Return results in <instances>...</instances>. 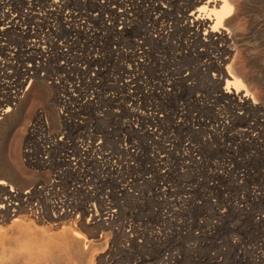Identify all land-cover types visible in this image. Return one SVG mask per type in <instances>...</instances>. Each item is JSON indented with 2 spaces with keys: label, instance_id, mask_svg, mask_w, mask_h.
I'll return each instance as SVG.
<instances>
[{
  "label": "rangeland",
  "instance_id": "rangeland-1",
  "mask_svg": "<svg viewBox=\"0 0 264 264\" xmlns=\"http://www.w3.org/2000/svg\"><path fill=\"white\" fill-rule=\"evenodd\" d=\"M92 0L88 1L87 10L89 13H94L98 10L100 6V1L104 0ZM157 2L149 0L147 3L143 0H127L124 2L130 10L129 19L127 17L129 28L126 34L117 35L116 32H120L121 27L119 21H116L114 26L113 14L108 11L103 13L109 19L110 25H113L112 29L109 30L110 25H105L107 30L102 29L105 33L102 40H97V45L101 44L100 63H96L97 68L101 70L100 77L102 84L101 93L102 100L100 103V110L105 111V113H119L121 119H125L128 116L129 100L131 101L132 95H135V99H140V102L145 101L149 106H156L158 112L154 113L157 120L162 123L157 126L159 136H151L139 131L135 135V140L142 143L144 150V156H142V164L139 166L138 170L142 173H146V176H150L151 179L145 185V190L147 193H151L154 185H158L159 177L164 171L170 173V177L166 185L171 184L172 177L174 174L178 175L173 185L176 189L181 191L184 189L193 188L198 194L193 200L187 201L181 198L182 202L174 200L172 202H166L155 197H146L141 202L144 205L127 204L126 201L118 200L115 197H109V188L104 189L102 193V198L106 199V203L111 207L113 203H117L118 206L124 203L126 208L118 209L121 218L116 221V228L122 222L131 223L133 225H147V232L145 236L148 237L149 229H155L164 222L165 217H170L167 224H177L181 226V231L178 232L179 236L175 233V250H171V253L177 261L176 264H200L201 260H205L208 256L215 257L216 264H254L259 261L260 257H264V225L259 223L255 215H245L241 209L237 207L242 206L239 203V199L235 200V196L230 194L228 196L218 184V179L224 178L225 171L222 167V161L227 157L226 146L219 145L216 139L219 140V130L217 129L218 123L227 118L235 121L233 132L231 135L234 136V140L225 141L226 145L230 148H235L237 151V156L239 161H243L249 165L252 173L247 175V179L242 183L243 190L240 193L243 195L246 201H252V210H263L264 211V145H262L261 140L251 132L248 137L239 135L238 130L243 129L248 125H252L256 122L261 123L264 119L263 110L255 114L247 113L245 110L241 109L237 105H232L228 101L221 98H217L219 93L213 85H206L203 81L206 78H210L211 72L199 71L192 66V63L197 64L198 62H203L206 58L201 57L198 59L185 58L184 61L177 60L173 61L171 55L177 52L176 45L178 40L183 41L185 37L182 35L178 36L173 33V26L170 23L159 24L162 29V33L167 31H172L171 38L167 41H158L157 38L151 37L150 40H146V47L148 51V59L151 61L152 65L149 68L148 75L156 77L157 75H163L166 65L173 68V64L177 63L175 72L173 75L169 76V79H174L175 85L168 86L165 79L161 81L152 79L149 77V82L143 79L136 80V90L133 89V84H128V87L124 86V79L130 80L131 78H126L125 76L131 75L129 72V67L131 63V56L133 53H137V50L132 47V41L141 36L146 30L142 25V17L146 14L147 9L150 5H154ZM117 4V3H116ZM254 14L256 13L255 5L252 4ZM116 11V10H115ZM247 18V17H246ZM248 19V18H247ZM91 25L101 31L102 25L96 17L95 21H89ZM150 27V32H146L152 35L151 23H147ZM172 27V28H171ZM115 30V31H114ZM248 34V33H247ZM148 38V34H146ZM248 44L256 49L260 54H262L264 59V33L255 30L252 33V37L248 34ZM0 42H5L1 40ZM80 45V43H79ZM121 48V53L115 56V52L112 53L113 48L116 46ZM12 51H13V46ZM94 47V46H93ZM19 47L15 48L18 49ZM23 48V47H21ZM90 47H88L89 49ZM116 57L117 60H116ZM37 59L33 60V64ZM15 60H11V67H8L7 71L10 72L9 79L16 77V72L14 67L17 66ZM60 62V61H59ZM59 62L54 63L50 60L48 69L45 72H51L52 70L57 71ZM173 62V63H172ZM175 62V63H174ZM26 64H31V62H26ZM19 70H22L19 68ZM180 70L184 72L179 73ZM189 72L187 76V81L181 83L178 80L184 76L185 73ZM178 74V75H177ZM120 76L122 87H117L114 85L112 80L114 77ZM112 77V78H110ZM154 83V84H152ZM46 86H48L45 83ZM132 86V88L130 87ZM167 85V86H166ZM173 86V87H172ZM50 88V87H49ZM174 89L175 93L172 94L167 89ZM165 91V94L163 93ZM254 91L262 92L264 94V73L262 76L261 87L256 88ZM145 97H142L143 94ZM110 95L114 100L109 101L105 98V95ZM51 95H54L53 89H51ZM26 103L22 111L20 118L21 127L12 132V135L8 141H6L5 149L3 151L4 160L13 168L17 173L19 180L28 182L36 180L35 174L24 167L20 160V148L24 135V127L33 118L34 112L37 108L42 107V100L40 99L39 89L36 82H31L27 92ZM258 107L264 109V100L258 97L257 100ZM151 113V111H149ZM103 113V112H102ZM161 117V119H159ZM217 119L218 122H217ZM221 120V121H220ZM107 123V128L109 126H116L118 131L123 130L124 127L120 126V121L109 119L104 116V120L100 122V126L104 128ZM179 126V128H178ZM182 127V129L180 128ZM129 129V128H128ZM11 132V131H10ZM186 134V135H185ZM130 131L128 132L129 139ZM192 142L193 145L199 147L202 156L204 157V164L195 166L191 162L190 151L184 149L186 142H182L185 136ZM168 140H173V146H170ZM149 147V148H148ZM117 153V150L115 149ZM155 153L159 156L164 155L165 161L163 163H157L158 159L155 158ZM123 159V158H122ZM159 164V165H158ZM117 166V164H116ZM230 166V165H229ZM235 164H233L234 168ZM234 172H236L234 170ZM209 176V178H207ZM222 176V177H221ZM112 177H115L112 175ZM40 180L33 182L26 187L21 189H26L29 186L42 182L46 180L45 175L38 177ZM217 179V180H216ZM216 182L219 188L212 187L211 192L209 191V186ZM233 179L228 183L230 188L233 189ZM14 187L15 184H12ZM91 188V187H90ZM108 193L107 195L105 193ZM212 193V194H210ZM107 197V198H104ZM118 200V201H116ZM124 200H127L124 198ZM182 204V207H181ZM184 204V205H183ZM217 205L210 210V205ZM140 206V207H136ZM166 208L169 211L165 213ZM177 211H174V210ZM96 211L100 213L101 209L96 208ZM219 214L222 217H219ZM24 224H28L35 228L38 234L41 230H48L50 238L48 240L40 237L38 234H30L27 237H19L18 230L19 226L8 225V223L1 224L2 230L5 231V236L2 239V244L5 247L12 246L16 243H25L28 245H39L45 242L57 243L58 235L61 232L60 227L65 226V229L76 230L79 232L84 239H79L80 245L86 244H101L102 246L112 247V252L110 257L115 259L116 264H147L144 257H149V254H144L141 249H129L128 251L121 246L122 241L125 240L121 237L113 236L109 234V231L101 232L102 238H97V231L91 230L89 228H84V218L81 219L79 223L75 225L71 222L65 223H44L31 221L29 219H23ZM200 224L201 227L214 226L212 229L213 237L207 243L199 242L197 247L193 248V237L195 230H193L194 224ZM23 226V225H22ZM19 227V228H18ZM99 234V233H98ZM163 235V232H160ZM96 238V239H95ZM94 239L95 241H91ZM98 239V240H97ZM90 240V241H86ZM161 252L159 249H153L150 256H155L157 253ZM208 255V256H207ZM100 256V255H99ZM105 257V256H104ZM139 258V259H138ZM214 260V259H213ZM158 263V261L156 262Z\"/></svg>",
  "mask_w": 264,
  "mask_h": 264
},
{
  "label": "bare ground",
  "instance_id": "bare-ground-1",
  "mask_svg": "<svg viewBox=\"0 0 264 264\" xmlns=\"http://www.w3.org/2000/svg\"><path fill=\"white\" fill-rule=\"evenodd\" d=\"M143 1L149 2V0ZM153 1L157 3L150 5L146 14L142 17V25L146 28L144 36L143 34L137 36L132 41V47L137 50V53H133L131 56L132 60L128 69L131 73L130 82L133 84V89H137L136 80L147 76V69L149 70L152 65L148 59L145 39L150 40L153 37L162 42L173 37L172 31L162 33V29H156L161 28L159 24L169 22L173 26V33L185 37L183 41L178 40L177 44H173L174 47L176 45L177 50L171 55L173 61H184L185 58H190L191 60L192 58H206L203 62L192 63V66L199 71L211 72L210 78H206L203 82L206 85L216 87L219 93L217 98L226 100L232 105H237L247 113L255 114L262 110L264 112V109L258 107L257 103L258 97L264 100V94L254 91L256 88L261 87L262 84L264 59L262 54L248 44V34L252 37V33L255 30L264 33V0ZM113 3H117L120 8L119 13L122 15L125 11L122 10V0H114ZM252 4L255 5V14ZM80 6V0H25L24 2L0 0V41H5L3 43L0 42V56L5 58L3 67L9 66L11 60L16 61L15 63L18 66L14 67L16 72L15 87L19 88L27 79L36 82L40 99L42 100V108L47 110L53 121L56 120L54 97L51 95V88L45 85L43 79L37 77V71L41 66H35L33 60L35 59L34 56H40L44 59L46 57L50 58L46 53L44 55L42 50L40 51V49L50 47L52 42L49 40L50 36L58 42L65 43L69 40L70 32H75V35L78 34L75 23L77 19H82L83 17V14L80 13ZM73 12H77V15H74ZM147 23H151L152 26L156 25L151 27L152 32L156 34L155 36L146 32L150 29ZM122 24L123 30H127L128 28H125L126 24ZM148 31L150 32V30ZM146 34H148V38H146ZM11 46H13V51ZM17 47L19 48L15 49ZM26 62H31V64L25 66ZM176 65L177 63L173 64V68L166 65L163 75L149 77L159 81L165 79L168 86L175 85V78L169 79V76L174 74ZM18 67H22V70L19 71ZM181 72L183 73L184 70H180L178 74ZM188 75L189 72L185 73L182 78L180 76L178 80H181V83H185ZM149 77L143 80L149 82ZM167 90L172 94L175 93L173 88ZM163 93L165 94V91ZM25 96L18 101L15 109L7 111L6 116L0 123V264H116L115 259L110 257L113 246L88 245L86 243L80 245L79 239L85 240V238L76 230H64L65 226L59 228L61 232L57 236V243L49 241L33 246L25 243H16L8 247L2 244L1 241L5 236V231L2 230L1 224L5 225L8 223V225L19 226V237H27L34 233L38 234L35 228L24 224L25 221L23 219L39 221L33 219L30 214L18 207V204H16L18 197L7 191V188L11 189L9 184H15V186H18L17 188L21 189L39 181V176H36V180L31 181L29 184L21 181L17 173L3 158L8 134L13 129L16 131L21 127L20 118L27 100V96ZM145 96L146 94L144 93L142 97ZM8 99L9 96L2 98L4 103ZM156 112H158L156 106H149L145 101L140 102V99H135V95H132L130 118L133 123V129L128 149H126V155L131 165L127 164L122 168L118 177L114 179L113 188L118 189L119 195L127 196L133 201L141 199L148 194L165 198L181 197L186 198L187 201L193 200L198 195L193 188L181 191V189L177 190L176 186L173 185L178 175L174 174L171 184L166 185L170 173L164 171L159 177V181L162 182L154 185L151 193H147L145 190L147 179L142 173L137 171V167L141 164L142 156H144L145 147H143L142 143L135 140V135L139 131L147 134L146 129H148V135L159 136L157 126L162 122L155 117L154 113ZM234 124L235 121L233 122L232 118H224L216 126L219 130V140L216 139V141L219 145L226 146V152L228 153L226 154L227 157L222 161L221 167L227 176L216 180L224 192H227L228 196L233 194L235 200L239 199V203L242 206L237 207L238 209H241L245 215H255L257 217L256 220L264 225V211L252 210V201H246L240 193L243 190L242 183L245 182L247 175H250L252 171L247 163L239 161L236 149L228 147L225 143V141L234 140L235 135H231L233 130H235ZM180 128L182 129V127ZM238 131L237 136L242 135L245 137L254 132L261 140L262 145H264V119L261 123L255 121L254 124ZM183 140L186 142L183 146L184 149L190 151L191 162L195 166L203 165L206 161H204L199 147L193 145L186 136L183 137L182 142ZM168 142L172 147L173 140H168ZM155 157L158 158L160 163L165 161L164 155L159 156L157 153ZM233 164H235L234 168ZM232 179L233 189L228 185ZM218 184L212 181L208 188L209 191L211 192L212 187L219 188ZM216 206L215 204L210 205V210ZM75 208L76 206L72 205V210ZM105 216L107 215H88L82 226L97 231L98 239L102 238L101 232L109 231V234L113 236L121 237L125 241L128 240L134 243L133 239L137 235L132 227L129 228L128 232L121 227L113 230L116 219ZM219 217H222V215L219 214ZM61 223L65 222L61 221ZM73 224L75 225V223ZM168 229H171L174 233L180 231V229L172 227H168ZM212 229H214V226L204 228L198 223L194 224L193 248L197 247L199 242H209L213 237ZM39 233L38 235L46 240L51 237L48 230L44 229ZM91 241L95 240L91 239ZM176 247L175 241H172L168 244H163L161 249L170 251ZM200 262V264L217 263L213 256H208ZM254 264H264V257H260L259 261Z\"/></svg>",
  "mask_w": 264,
  "mask_h": 264
},
{
  "label": "built area",
  "instance_id": "built-area-1",
  "mask_svg": "<svg viewBox=\"0 0 264 264\" xmlns=\"http://www.w3.org/2000/svg\"><path fill=\"white\" fill-rule=\"evenodd\" d=\"M18 1L24 2L25 0ZM80 1V13L83 14V17L77 19L75 23L78 34L70 32L69 40L65 43L58 42L50 36L49 40L52 41L50 47L40 49L44 55L47 54L50 58L34 56L37 59L34 65L41 66L37 71V77L43 79L54 91L56 120L53 121L47 110L42 107L35 110L33 118L24 127L20 160L22 165L33 174L45 175L46 180L35 183L26 189H19L9 184L12 190L8 187L7 191L18 197L16 201L18 207L25 210L33 219L53 224L61 221L79 223L83 218L86 220L88 215L99 214H106L105 217L115 218L118 221L121 218L118 209L124 210L127 206L124 203L119 206L117 203H113L110 207L106 203V199L101 197L103 190L107 188L110 191L109 197L121 199L132 206L144 205L141 201L149 196L166 202L174 200L182 202L181 197L165 198L149 194L133 201L127 196L119 195L118 189L113 188L114 179L118 177L122 168L127 164L131 165L126 155L133 129L130 118L131 101L129 100V106L125 107V109L129 108L128 116L125 119H121L117 112L113 114L100 110L99 102L102 100L101 90L104 85L100 77L101 70L96 65L101 60L99 49L101 44L97 45L96 43L97 40L103 39L105 33L102 32V29L107 30L105 25H110L108 17L103 13L108 11L114 15V26L116 21H119L121 27L118 29L121 31L116 32L117 35L127 33L129 30L126 27L128 25L127 17H131V15L127 5L124 4L127 0H122V10H125L122 15L119 13V6L113 3L114 0L100 1V6L94 13H89L86 8L88 1L92 0ZM96 2L99 1L96 0ZM73 14L77 15V12H73ZM96 17L102 25L101 31L89 23L91 18L95 21ZM122 23L126 24L127 30H123ZM112 27L113 25H110L109 30ZM88 47L90 48L88 49ZM114 52L115 56H118L121 53V48L117 45L113 48L112 53ZM50 60L54 63L60 61L57 71L52 70V73L45 72L44 74L45 69L49 67ZM4 61V56H0V123L7 111L15 109L18 101L25 95L27 96L30 83L33 82L27 79L22 86L15 87L16 77L8 78L10 72L7 69L11 67V63L4 68ZM24 65L27 66V64ZM19 68L22 69V67H18V70ZM125 77L128 78L130 75ZM112 80L114 85H117L121 77L117 76ZM130 80L124 79L125 87L129 88L128 84H132ZM117 87H122V83L120 82ZM130 87L132 88L131 85ZM13 92L15 93L13 94ZM4 96H9L6 103L2 100ZM114 96L110 97L107 94L105 98L113 101ZM104 116L109 119L113 118L114 121L119 120L120 126L124 129L118 131L116 126H109L106 129L107 123L104 128L101 127L100 122L104 120ZM138 168L139 166L137 171L140 172ZM142 174L148 183L151 177L146 176V173ZM182 199L186 200V198ZM72 205L76 206L74 210H72ZM97 207L101 209L100 213L96 211ZM164 210L166 213L169 208ZM169 218H163L164 222L157 230L149 229L148 237L145 236L146 224L133 225L122 222L118 228L121 227L128 232L132 227L137 236L133 239L134 243L123 240L121 246L127 251L129 249L148 251L144 252V254H149V257H144L147 264H176L174 261H177V258L173 256L171 250L161 249L163 244L175 241V233L168 227L177 228L180 231L182 228L177 224L165 223ZM115 224L113 230H117ZM160 232H163V235ZM178 232L176 236H179ZM153 249L161 250L156 255L157 260L154 259L155 256H150ZM157 261L158 263H156Z\"/></svg>",
  "mask_w": 264,
  "mask_h": 264
},
{
  "label": "water",
  "instance_id": "water-1",
  "mask_svg": "<svg viewBox=\"0 0 264 264\" xmlns=\"http://www.w3.org/2000/svg\"><path fill=\"white\" fill-rule=\"evenodd\" d=\"M13 131H14V129L8 134V136H7V140H6V141H8V140L10 139V137H11Z\"/></svg>",
  "mask_w": 264,
  "mask_h": 264
}]
</instances>
